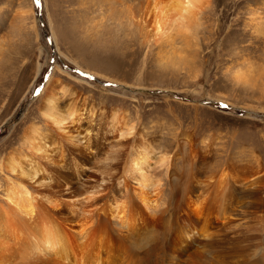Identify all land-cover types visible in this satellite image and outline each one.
<instances>
[{
    "label": "rangeland",
    "instance_id": "obj_1",
    "mask_svg": "<svg viewBox=\"0 0 264 264\" xmlns=\"http://www.w3.org/2000/svg\"><path fill=\"white\" fill-rule=\"evenodd\" d=\"M117 1L41 0L39 18L35 0H0V264H25L22 252L27 247L11 233L14 218L6 215L10 206L4 197L8 183L21 176L10 166L27 153L26 129L49 132L39 104L53 77L80 91L99 115L93 147L80 153L64 141V161L51 165L63 183L61 196L65 188L74 194L62 198L60 211H51L59 225L76 231L89 216L91 227L100 232V220L112 221L107 222L109 235L94 237L103 242L100 248L115 254L110 264H171L176 255L180 264H264V257H256L246 240L228 244L232 250L225 248L223 254L218 248L213 254L205 250L210 231L241 239L252 224L264 228V205L252 207L251 191H235L231 214L212 218L206 230L189 216L185 199L181 201L183 190L175 186L198 177L196 199L209 185L215 193L213 184L220 175L260 176L264 197V0H203L183 21L156 17L150 0ZM66 104L67 97H61L59 105ZM114 115L121 131L133 127L128 137H139L152 148L146 171L150 208L138 197V183L117 167L120 142L126 138L121 131L109 133ZM75 129L72 133L82 137ZM57 148L52 146L51 153L59 154ZM85 184L102 189L98 197L132 198L126 204L138 206L133 215L136 230L122 226L97 200L86 199ZM29 187L36 191L34 183ZM176 191L172 205L178 203V208L172 210L171 224L163 210ZM37 204L38 215L50 207L41 199ZM259 232L256 242L264 250V233ZM176 237L185 238L184 253ZM75 247L79 256L81 245ZM100 256L105 257L101 250Z\"/></svg>",
    "mask_w": 264,
    "mask_h": 264
},
{
    "label": "bare ground",
    "instance_id": "obj_2",
    "mask_svg": "<svg viewBox=\"0 0 264 264\" xmlns=\"http://www.w3.org/2000/svg\"><path fill=\"white\" fill-rule=\"evenodd\" d=\"M103 1H108L109 3L118 2L117 0H103ZM150 1L153 4V9L154 12L156 13V17L173 18L175 20L180 19L183 21L187 17H190L194 7L200 4L201 1L203 0H150ZM170 22H174V20L173 21L170 20ZM73 89H74L73 86L69 82L62 79H54V77L45 85L42 99L40 100L39 109L42 115L44 116V118L46 119L45 122H47L49 132L47 133V132H40L38 130L36 131L34 127L27 128L25 131V137L28 138L30 142V143L28 142L30 146L28 145L29 147L27 148V153L23 156L22 162L19 159H13L12 164L10 166L11 171L20 170L19 174H21V176L19 175L17 180L15 181L13 180L12 182L8 183V186L6 187V191H5L6 195L4 199L7 202V205L9 204L10 208H8L9 209L8 211H5L7 208L4 209V211L6 212V215L14 218L13 222H10L12 225L11 233H13L14 236L17 235L18 240L21 242L24 241V243L26 244L24 246L27 248L25 251L22 252V256L25 260L23 263L25 264H106L107 262L109 263L111 259L114 260L113 258H115L113 257L115 254H113L111 249H106L105 246H102L105 243L101 245L103 248H100V244L103 242L94 241V237L98 236L99 235L98 233H103L104 236L109 235L108 224H107L108 221L106 222L105 218L103 220H100V224H99L100 232H97L95 230L96 228L91 227L94 224L91 223L92 218L89 216L85 217V219L81 221V223L78 221V223H80L79 230L73 231L72 229L73 232L72 231L70 232L66 229V227H64L61 224L59 225L55 221L54 215L51 212L52 210L60 211L61 208H63L62 204L65 202L63 201L62 198L64 196L73 197L74 195L72 194V192L71 194H68L69 191L68 192L65 191L67 190L65 188L64 195L61 196L63 183L58 180V176L57 177L54 176L55 169H53V167L51 166L52 164L58 165L59 162L61 163L62 161H64L62 157L64 156V152H65V148H64L65 146L63 145V142L64 141L71 142L73 144L74 151L76 150L77 152L85 153L86 150H89L93 147L91 145V142L93 137L96 135L95 133H97L98 114L96 113L95 108L91 106L92 104L90 105L87 103L88 100H85L83 98L84 95L83 94L81 95L80 91L77 90L73 91ZM63 96L67 97V104L65 105V107L59 105L60 98ZM116 117L117 116L114 115L112 119L114 118L116 119ZM87 118L88 120L85 121ZM70 121L74 125L72 129L70 124L68 123ZM75 127H77V129H75ZM74 129L76 132L77 130H79L80 132L79 134H82L83 132L82 137L80 138L77 137L78 134L74 135L72 133ZM133 129H134L133 127H130L126 131H121L122 129L120 128V126H118V119H116L115 121L112 120V125L111 128L109 129V133L116 134L118 131H121L120 133L121 136L126 138L120 142V149L122 150V154L120 155V159L117 162V167L120 168L122 174L127 175L128 177L132 178L134 181L138 183L139 186L138 197L144 203L146 208H150L151 207L150 203L153 200L151 199L152 201H150L149 199L150 196L147 195V193H149L147 189L150 183H148L147 180L148 177L146 171L148 167L147 160H149L148 156L149 153L152 151V148L146 142L139 139V137L134 139L133 137H128L129 135H132L134 133ZM82 138L85 140V145L81 144ZM55 144L58 145L57 148L58 150L61 149L60 150L61 152L59 151L60 152L59 154L57 153L53 154L54 152L51 153V151H54V149H51V147L55 146ZM58 156H60L61 159H57ZM25 163L27 164L25 165ZM75 166H77V164H75ZM197 178L195 179L193 177L192 179L186 178L184 181L181 182L179 181V183L177 182L178 185L175 184L174 185L176 186V188L183 190L182 192H180L181 201L182 199H185V204H187L186 208L189 209L188 211L189 216L194 218L195 220L198 219V221L201 222V225H203V229L208 230V227L211 226L212 224L211 222V220H213L212 218L215 217L217 218V216L219 215L230 213L229 212L230 210L228 209L229 204L233 201V200L231 201V199L234 198L233 196L235 195L234 194L235 191L239 189L242 190L243 188L246 189V191H251L253 195L252 207L260 208L264 205V197L262 196L261 193L262 187L261 184L259 183L261 179L258 180V178H261L260 176L250 177L247 179L242 177V179L241 178L239 179L237 178V176L225 177V175H220V177L217 178L218 179L217 182L216 180H214L216 183L215 184L212 183L215 187V189L213 190H216L215 193L210 191L211 187L209 185L204 187L203 193L199 194L200 196H197L196 199H194L195 196L194 190L197 186L196 184H198ZM33 183L35 184L36 191L32 192L29 186L30 184ZM70 188L72 189L74 188V186L72 185L70 186ZM218 190L222 191V193L217 192ZM226 190H231L232 192L230 193ZM86 191H88L87 193L89 194L86 195L87 196L86 199L88 198V199L97 200L98 202H100V205L104 207V211L106 213H109L111 217L116 218L121 223L122 226H125V228L136 230V226L133 223L134 222L133 215L134 212L136 211L138 212L137 209L138 206L135 207L133 206V204L127 205L126 201H128L130 198L125 201L124 195L120 196V194H118V196L116 194H111L108 197H104V195L103 197L102 195L98 197L96 194L99 192V190L96 189L94 185L93 186L88 185V187L87 185L84 186L83 192ZM100 192H104V191L100 189ZM177 192L178 191H176L174 194H172V196H169L168 199H166L168 200L167 203L168 205H166V208L163 210V213H165L164 220L168 223H171L170 220L171 218H173L172 210L178 208V203L176 205H172L175 202V201L173 202V200L174 197H176L175 194ZM212 193H214V195H212ZM38 199L44 200L50 206V207L42 208V210H45V212L40 213V215L36 213V210L39 209L37 204ZM131 200L132 198L129 200V202H132ZM235 209L236 208H234V210ZM46 211L48 213H46ZM249 214L250 216H252V218L255 216L253 211H249ZM228 216H225L224 218L226 219ZM109 222L111 223L112 221ZM18 226L20 227V229ZM256 227L258 226H255L254 228V224H252L248 234H245L241 239H238L237 237L231 235H230L231 238H228L229 237L228 236V237H224L225 238L224 239L221 238V236L223 237L224 235L218 237L220 233L221 234L223 233L222 231L221 232L217 231L219 232V234L215 233L216 231H210L208 234H205V238L209 239L208 244L205 245V250L211 252L210 251L211 249L212 250L211 253L213 254V249L216 250V248H218V251L216 250L217 252H220L219 249H221V252L222 250L224 252L225 248L231 247L230 246L231 243L235 241H239V243H241V241L246 240L247 242H249L248 246L251 250H253V254L256 257L258 256L260 258L264 257V250L258 244L259 243L258 239H260L259 236L261 235L259 231L264 233L263 231L264 228L261 227L260 225L258 228ZM195 230H196L195 228H192L193 232ZM171 231L172 230H170V228L167 229V233L170 235L173 232ZM198 232L200 233V231H197V233ZM228 233L226 234L229 235ZM226 238L228 239L226 240ZM177 240H179L182 244L179 246V248L181 247L180 250L181 253H184L188 245L187 243H185V238L176 237L175 241L177 242ZM75 243H79L81 245V248L79 249L80 250L79 256L76 254L77 249L75 247ZM229 249L232 250V248ZM100 250L102 251L103 254L105 253L104 259H102L101 256L99 257ZM227 250L225 251V253L227 252ZM178 252L179 249L178 250L175 249V253ZM177 257L178 255H176V257L174 258L175 259L174 262H170V263L180 264V259ZM214 257H216V255ZM129 258H131L130 255ZM206 258L207 256L204 259ZM217 260L218 263L219 262L222 263L221 260L220 261L219 259ZM245 262H247L246 264L249 263L248 261ZM245 262H243V264ZM117 263L119 264V262ZM120 263L123 262H121L120 260ZM227 263L225 262V264Z\"/></svg>",
    "mask_w": 264,
    "mask_h": 264
},
{
    "label": "water",
    "instance_id": "obj_3",
    "mask_svg": "<svg viewBox=\"0 0 264 264\" xmlns=\"http://www.w3.org/2000/svg\"><path fill=\"white\" fill-rule=\"evenodd\" d=\"M36 1V0H35ZM38 5V4H37ZM38 12H39V18H41V10H40V4L38 5ZM45 35V34H44ZM45 37H46V35H45ZM46 39H48L49 40V44L50 43H52V41H51V39L50 38H48V37H46ZM80 74H82V75H85V76H89V77H92V78H95L93 75H91V74H88V73H86V72H84V71H80V70H77ZM41 85H42V82L37 86V90L36 91H38L39 90V88L41 87Z\"/></svg>",
    "mask_w": 264,
    "mask_h": 264
},
{
    "label": "snow or ice",
    "instance_id": "obj_4",
    "mask_svg": "<svg viewBox=\"0 0 264 264\" xmlns=\"http://www.w3.org/2000/svg\"><path fill=\"white\" fill-rule=\"evenodd\" d=\"M36 3L39 5L41 3V0H36Z\"/></svg>",
    "mask_w": 264,
    "mask_h": 264
}]
</instances>
